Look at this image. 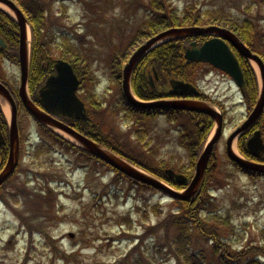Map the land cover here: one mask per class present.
Listing matches in <instances>:
<instances>
[{
	"label": "rangeland",
	"instance_id": "rangeland-1",
	"mask_svg": "<svg viewBox=\"0 0 264 264\" xmlns=\"http://www.w3.org/2000/svg\"><path fill=\"white\" fill-rule=\"evenodd\" d=\"M88 1L92 3L94 0ZM142 1L95 0L96 7L92 13L76 2L67 4V16L70 19L65 21L67 25H73L80 33L87 27L96 32V37L87 36L84 49L93 60L91 71L98 82L95 85L96 92H93L92 83L87 84V89L93 93L90 96L95 97L98 92L105 91L106 103H110V107L119 102L122 92L115 78L112 81L109 78L106 58L113 45L121 43L131 25L141 22L143 15L136 5ZM170 1L179 9L196 2L202 9H222L242 18L256 17L259 28L264 30V21L258 18L259 15L264 16V5L258 7L252 4L245 11L248 3L255 0ZM56 15H59L57 11ZM91 18L94 22L89 23ZM3 63V76L11 86L18 88L19 69L11 63ZM254 70L259 76L255 65ZM198 84L206 90L207 96L219 101L225 109L224 134H229L248 114L238 89L227 76L215 72L201 77ZM5 115L9 120V112ZM106 123L115 125L120 134L127 133L130 126L113 115H109ZM18 129L22 154L19 173L13 181L21 185L24 183L34 194L49 187L55 198L52 197L51 208H44L49 203L37 199L34 194L26 200L19 198L16 204H0V264H112L136 241H142L140 251L144 256L153 254L157 264H175L174 259L166 255L163 249L159 251L164 244L163 230L136 238L143 236L145 228L156 225L174 209L170 199L156 190L134 185L116 176L101 164H86L77 160L72 153L63 151L59 146L48 154L33 158V146L42 139L35 123L25 114H20ZM146 130L143 137L153 145L152 153L157 159L176 167L188 164L187 155L177 141L178 135L165 125L163 118L147 125ZM48 145L52 143L48 142ZM132 146L141 149L134 141ZM215 153L217 166L213 178L221 180L222 187L214 193L215 201L211 210L219 216L228 217L236 225L238 236L233 248H240L249 240L261 241L264 237V180L250 181L232 167L225 156V137L215 145ZM11 208L16 210V214L20 213L32 227L23 225ZM126 215L130 216V226H120L122 217ZM201 217L204 218L203 215ZM69 234L73 237H69ZM259 259L263 260L262 257Z\"/></svg>",
	"mask_w": 264,
	"mask_h": 264
},
{
	"label": "trees",
	"instance_id": "trees-1",
	"mask_svg": "<svg viewBox=\"0 0 264 264\" xmlns=\"http://www.w3.org/2000/svg\"><path fill=\"white\" fill-rule=\"evenodd\" d=\"M14 1L25 14L31 27L32 47L29 74L31 94L34 97L37 96V89L52 72L54 54H58L73 65L76 74L83 79V84L92 83L95 86L97 79L93 80L94 74L91 71L93 60L88 57L84 48L87 46V36L96 37V32L87 27L83 33H80L73 25L69 26L65 23L66 20L70 21L67 16V4L69 2L81 4L83 8L85 6L92 13L96 7L95 0L92 3L88 0ZM136 7L144 15V20L130 27L119 45H113L106 58L110 78H114L117 71L120 73L121 59L129 55L132 45H136L142 37L148 38L169 27L207 24L215 21L223 22V24H229L253 51L264 56V33L256 30L253 23L251 26L250 23L242 22L236 18H226L228 15L222 9L219 11L203 10L200 6H197L196 2H191L184 5L182 9H178L170 0H144L138 2ZM56 11L59 13L58 16H56ZM92 22H94V19H89V23ZM107 24H110V22H107ZM0 35L12 47L13 55L17 57V25L13 18L1 9ZM185 45L186 39L164 43L152 50L142 60L132 78L133 89L137 96L150 99L155 95V92L149 88L145 77V71L152 66L156 69L160 78L158 85L162 81L166 83L168 77H176L185 81L194 80L195 71L199 67L195 66L198 64H184L182 53ZM3 54H7L6 50L0 49V59ZM240 64L244 74L245 100L247 106L251 108L257 98L256 81L248 63L241 60ZM89 104L92 111L87 120L64 119L65 122L116 153H124L129 160L149 171H153L157 176H163V167L166 165L163 161H157L150 153L149 155L146 154L148 153L146 151L137 152L133 150L129 143L120 142L118 136L116 138L112 136L114 135L112 127L100 123V119L105 115L107 116L109 112L118 115L125 108L130 109L132 113L128 114L126 110L124 112L123 118L126 120L132 118V115L141 114L140 112L132 110L124 103L123 105L113 106L110 111L103 109V107L100 108L98 102L90 101ZM175 113L184 112L177 111ZM186 115L189 118L191 117L190 120L193 123L184 125V137L189 141H194L195 144L185 146V150L188 152L189 164L177 167L181 173L191 172L196 156L211 126L209 118L205 115L197 113H186ZM195 121L199 123L195 124ZM261 126L264 130V115ZM0 130L7 138V125L1 110ZM40 132L42 139L34 148L35 157L47 154L53 149V146L57 145L67 152L78 155L80 158L83 157L86 160L94 158L82 149L60 138L43 125H40ZM245 140V137H242L239 141L241 151L245 149ZM48 142L52 145H48ZM6 152L7 143L0 145V166L3 164ZM260 160L264 161V154L260 157ZM8 186H12V189L7 192H14L6 193L4 188ZM221 187L222 182L212 178L208 173L196 199L188 202L175 201L172 211L155 226L146 229L147 235H153L160 230L165 232L164 244L159 251L161 249L165 250V254L172 257L175 264H264V237L258 243H253L250 240L243 244L240 249L233 248L234 240L238 236L235 225L230 223L228 217H221L211 210L214 205V197L209 191ZM46 192L51 191L46 189ZM29 193L30 191L24 184L7 183L0 187V200L6 203L7 199L15 200L18 195L27 196ZM35 196L45 203L52 201L50 194L46 197L39 194ZM202 215L204 218L201 217ZM16 216L27 227L30 225L20 213L17 212ZM140 249V245L136 246L117 264H157L153 254L144 256ZM259 257H262L263 260H260Z\"/></svg>",
	"mask_w": 264,
	"mask_h": 264
},
{
	"label": "water",
	"instance_id": "water-1",
	"mask_svg": "<svg viewBox=\"0 0 264 264\" xmlns=\"http://www.w3.org/2000/svg\"><path fill=\"white\" fill-rule=\"evenodd\" d=\"M0 2L4 3L8 6L16 15L18 28H19V62L21 67V85L19 88V95L23 105L26 109L30 112V114L39 122L46 124L51 127H55L60 129L61 131L65 132L66 134L73 137L77 140L80 145H82L87 151L94 154L98 158L102 159L112 167L116 168L120 172L128 175L129 177L133 178L135 181H140L142 183L148 184L153 186L159 190H161L166 195L187 200L191 198L198 186L200 179L204 173L205 166L208 160L209 155L211 154L213 143L216 141L217 136L219 135V126L216 132L215 137L213 140L207 145L206 149L202 153L201 157L199 158L196 164V173L194 178L192 179L190 185L186 189V191L182 194L177 193L176 191L166 187L158 180L143 174L133 168L131 165L123 161L122 159L110 154L109 152L102 149L99 145L95 142L91 141L87 137L81 135L80 133L76 132L71 127L63 124L62 122L54 119L49 114L38 110L33 103L29 100L26 91V79H27V69H28V50H27V41H26V19L22 12L15 6V4L11 0H0ZM207 33H215L218 36L222 37V39L215 38L205 42L201 48L196 49H188L185 52V58L187 62L189 61H202L211 64L212 66L219 68L220 70L225 71L229 74L236 84L241 87L243 84L242 73L239 68L238 62L234 57L233 53L227 46V44L223 41L227 40L233 47L239 51V53L253 61H255L261 70V76L263 79V90L261 96L250 114L248 120L238 129L236 130L228 139V155L229 157L236 162L238 165L247 168L252 171L264 173V165H256V164H249L246 161H243L236 156H234L229 151V145L232 138L239 132L244 131L247 129L251 124H253L264 108V65L262 61L254 54L250 52V50L238 40V38L229 32L226 29H220L217 27H208V28H198V27H191V28H180V29H170L164 31L155 37L148 40L145 44L140 46L134 54L129 59L128 63L125 65L123 70V82L122 88L124 96L126 97L127 101L136 107L140 108H173V109H184L190 111H199L210 115L218 119L221 122V116L217 114L214 110H212L208 105L203 103L197 102H152V103H141L136 101L130 92L129 87V77L130 74L140 60V58L146 54L149 50H151L160 40L170 39V38H177L182 36H191V35H203ZM0 45L3 47L4 43L3 40L0 38ZM194 46V44H192ZM56 75L50 76L45 85L39 91L40 102L43 104L45 109L52 114H60L66 117H73V118H85L83 113V104L75 95V91L78 85V80L75 77L71 66L66 63L65 61L58 60L55 64ZM172 86L171 93L181 94L186 91L190 93H196V91L189 85L184 84L180 81H170ZM0 96L6 99L12 110V120H11V127H10V150L7 163L0 173V184L13 172L17 160H18V135H17V128L15 122V115H16V107L13 99L11 98L7 89L0 84ZM220 125V124H219ZM247 147L249 151L254 155L258 156L261 152L264 151V145L262 139L260 137V132L256 131L252 138L249 139L247 143ZM165 174L170 179H175L178 184L184 185L187 182V179L182 175L175 174L172 170H166Z\"/></svg>",
	"mask_w": 264,
	"mask_h": 264
},
{
	"label": "bare ground",
	"instance_id": "bare-ground-1",
	"mask_svg": "<svg viewBox=\"0 0 264 264\" xmlns=\"http://www.w3.org/2000/svg\"><path fill=\"white\" fill-rule=\"evenodd\" d=\"M0 104H1V106L3 108V110L5 111V113H8L9 112L8 107H7L6 103L2 99H0ZM232 150L236 153L234 145H232Z\"/></svg>",
	"mask_w": 264,
	"mask_h": 264
},
{
	"label": "flooded vegetation",
	"instance_id": "flooded-vegetation-1",
	"mask_svg": "<svg viewBox=\"0 0 264 264\" xmlns=\"http://www.w3.org/2000/svg\"><path fill=\"white\" fill-rule=\"evenodd\" d=\"M164 96H167L166 94H163ZM156 96H160V95H156ZM165 98V97H164ZM183 98H190V95L186 94L183 96Z\"/></svg>",
	"mask_w": 264,
	"mask_h": 264
}]
</instances>
